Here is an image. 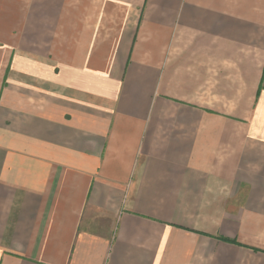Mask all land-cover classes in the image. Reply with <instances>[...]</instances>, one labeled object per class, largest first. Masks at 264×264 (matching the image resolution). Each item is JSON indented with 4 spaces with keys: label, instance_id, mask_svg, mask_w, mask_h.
<instances>
[{
    "label": "crops",
    "instance_id": "crops-1",
    "mask_svg": "<svg viewBox=\"0 0 264 264\" xmlns=\"http://www.w3.org/2000/svg\"><path fill=\"white\" fill-rule=\"evenodd\" d=\"M26 1L0 264H264V0Z\"/></svg>",
    "mask_w": 264,
    "mask_h": 264
},
{
    "label": "rangeland",
    "instance_id": "rangeland-1",
    "mask_svg": "<svg viewBox=\"0 0 264 264\" xmlns=\"http://www.w3.org/2000/svg\"><path fill=\"white\" fill-rule=\"evenodd\" d=\"M37 2V1H36ZM38 5V4H37ZM38 7V6H37ZM15 10V11H13ZM28 11V1L26 0H0V37H5V39H7L6 41L1 40L2 38H0V42L2 43H13V41L15 40V42H17V40L19 39H24L27 40V29H28V18L26 15ZM18 12V14H14L11 15L12 13ZM14 27V30H16L14 32V34H11L10 37L6 36L8 34H10V29H12ZM26 30V31H25ZM31 50V49H30ZM47 48H37L34 49V51H36L37 55H43V54H47L48 53ZM61 48H56L57 52H60ZM2 51H4V53H1ZM33 51V50H32ZM11 52H13L14 54L17 55V57H19V60L17 59L18 63L16 64V67L19 69V73L22 72H26L27 70V60L26 57L28 55V49L27 46H20V47H14V49L12 47H1L0 48V55H5L7 57H9L11 55ZM9 60V58L7 59ZM12 59L10 62H7L4 64V80L5 83L4 85L6 86V81L7 78L9 76V83H11V78H12ZM45 63H39V65H37L39 67V70L42 72L44 67H45ZM52 66V65H51ZM37 67V69H38ZM38 71V70H37ZM9 85V84H8Z\"/></svg>",
    "mask_w": 264,
    "mask_h": 264
}]
</instances>
